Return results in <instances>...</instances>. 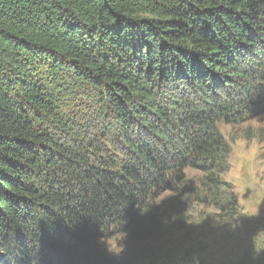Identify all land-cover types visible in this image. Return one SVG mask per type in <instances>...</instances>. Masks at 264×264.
<instances>
[{
	"label": "trees",
	"instance_id": "1",
	"mask_svg": "<svg viewBox=\"0 0 264 264\" xmlns=\"http://www.w3.org/2000/svg\"><path fill=\"white\" fill-rule=\"evenodd\" d=\"M75 90L112 151L62 112ZM260 114L264 0H0V264H264L238 228L184 222L237 214L217 124Z\"/></svg>",
	"mask_w": 264,
	"mask_h": 264
},
{
	"label": "rangeland",
	"instance_id": "2",
	"mask_svg": "<svg viewBox=\"0 0 264 264\" xmlns=\"http://www.w3.org/2000/svg\"><path fill=\"white\" fill-rule=\"evenodd\" d=\"M74 93L70 98L66 97L62 112L76 118L78 121L76 129L82 128L84 132L88 129L93 134L91 136H96L100 147L112 151L111 138L103 140L102 135L97 134L98 106L93 101L94 96L86 90H75ZM256 117L264 120V114ZM251 120L248 119L236 125H227L222 122L217 124L219 132L229 145L228 170L222 176V180L228 184L238 205L241 202L264 199V127L252 124ZM191 175L195 179L198 174L191 173ZM210 218L207 217L205 220ZM221 227L226 228L228 233H236L235 228H238L242 235L247 234L248 242H250L249 240H252L258 232L264 230V202L261 203L257 215L240 217L237 227L232 228L227 223L221 224ZM101 245L104 247L103 244Z\"/></svg>",
	"mask_w": 264,
	"mask_h": 264
},
{
	"label": "clouds",
	"instance_id": "3",
	"mask_svg": "<svg viewBox=\"0 0 264 264\" xmlns=\"http://www.w3.org/2000/svg\"><path fill=\"white\" fill-rule=\"evenodd\" d=\"M251 123L258 126L264 127V120H260L258 117H252ZM164 197L149 202L147 206L144 207L141 214L146 213L154 205H159L163 201ZM264 199H256L251 202H241L237 214L233 217L227 213H221L220 209L214 206H208L201 204L198 206L196 211L185 210L184 222L189 225H197L207 217H211L213 221L217 224L227 223L230 227L235 228L239 225L240 217H252L259 213V208ZM141 212V209H140ZM122 223L119 229H114L113 227H108L101 235L97 238L98 242L103 244L105 249L113 254L119 255L125 250V240L127 238V232L123 230ZM253 247V258L264 252V230L258 232L252 238Z\"/></svg>",
	"mask_w": 264,
	"mask_h": 264
}]
</instances>
